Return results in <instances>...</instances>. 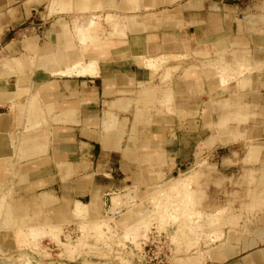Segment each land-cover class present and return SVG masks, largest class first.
Returning a JSON list of instances; mask_svg holds the SVG:
<instances>
[{"label": "crops", "instance_id": "0c3cea01", "mask_svg": "<svg viewBox=\"0 0 264 264\" xmlns=\"http://www.w3.org/2000/svg\"><path fill=\"white\" fill-rule=\"evenodd\" d=\"M115 2L120 20L107 14L103 28L71 15L113 0H0V219L11 229L65 225L77 202L116 218L131 206L113 213L111 194L140 204L227 145L232 131L214 124L264 123V0ZM161 56L177 68L146 66ZM257 132L246 161L264 172ZM28 251L38 255L6 261H36ZM203 253L179 260L264 264V221L225 229Z\"/></svg>", "mask_w": 264, "mask_h": 264}, {"label": "rangeland", "instance_id": "374dc122", "mask_svg": "<svg viewBox=\"0 0 264 264\" xmlns=\"http://www.w3.org/2000/svg\"><path fill=\"white\" fill-rule=\"evenodd\" d=\"M244 2L246 6L250 4L249 0H244ZM115 3L113 0V4L108 7L99 6L92 10L72 14L71 18L76 24L86 26L93 16H97L95 22L103 28L107 27L109 26L105 22L107 14L116 15L115 18L120 20L119 8ZM173 60L177 61L178 59L173 56H161L148 60L146 66L151 69L161 67L166 69ZM205 62L204 66L218 68L217 61L212 58ZM198 65L203 67V63ZM176 68L175 66L174 69ZM260 116L264 118V113ZM262 126L264 123L254 124L253 122L248 123V121L240 123L225 121L214 124L212 127L217 136L218 130L232 131L227 135V145L223 144L217 148L214 157L210 160L204 159L196 161L191 166L187 165L186 169H182L162 186L150 190L146 200L139 204L142 209L137 204L138 208L134 210L135 215L131 214L133 211H129L127 214V211L132 209L135 204L133 199L129 198L128 193L124 195L118 193L112 196L113 199L111 198L113 213H118L120 207L128 204L131 206L130 209H126L116 218L91 217L87 211H84L86 216L84 218L81 216L82 218L76 219L77 217L73 216L75 219L67 224L75 225L76 233L72 237L65 235V239L62 236L64 225H49L32 230L30 228L27 232V229H11L8 220L1 221L0 219V264L8 262L6 261L7 257L16 254L17 251L29 247L32 250L36 249L40 243L44 244L49 240L50 243H54L51 252L34 251L38 255L30 253V251L27 253L33 255L36 260L40 257L54 256L73 261V264H130L132 259L138 256L137 251L142 247V243L147 237H150L149 241L154 240V245L158 248L153 246L151 249L159 250L162 254L169 256L170 263L184 264L186 262L179 259L193 254L198 256V259L206 257L203 252L221 239L220 235H223L225 229L239 228L240 225L246 227L254 222L264 221V200L262 199L264 196V172L255 171L251 167L252 161H246L248 146L261 142L252 139V137L258 134L257 131ZM233 151L238 153L239 160H236L235 166L221 169L218 165H225L223 164L224 158L229 157ZM226 163L231 165L229 161ZM185 182L186 185L188 183V189L187 186H184L186 188L184 191H182L184 187L180 191L179 187L173 185L174 183H184L185 185ZM121 214L135 216V219H133L134 221L130 219V222H121V218L122 221L133 218L127 216L125 219ZM214 229L215 233H213ZM20 231L27 235L22 236ZM63 243L66 244V248ZM67 245L72 252L66 258ZM68 252L66 251L67 255ZM14 258L8 263L13 264L12 261L17 259L16 256ZM22 259L17 261L23 262L27 258L22 256Z\"/></svg>", "mask_w": 264, "mask_h": 264}, {"label": "built area", "instance_id": "2783aa9c", "mask_svg": "<svg viewBox=\"0 0 264 264\" xmlns=\"http://www.w3.org/2000/svg\"><path fill=\"white\" fill-rule=\"evenodd\" d=\"M75 225L73 224H66L62 227V232H63V238L65 239V235L67 236H74L76 233L75 231ZM150 237H147V239L142 243V247H140L139 251H137L136 257L132 259V262L130 264H169L170 262V257L162 254L159 250H152L151 247H156L153 241H149ZM49 240V239H48ZM54 243H50V240L47 241L44 244L38 245L36 249H33L34 251H42V252H51ZM156 249H158L156 247ZM24 262V261H23ZM22 261H14L13 264H27L23 263ZM73 261H69L66 259H59L58 257L50 256L47 258L40 257V259L30 262L29 264H73Z\"/></svg>", "mask_w": 264, "mask_h": 264}, {"label": "bare ground", "instance_id": "6f19581e", "mask_svg": "<svg viewBox=\"0 0 264 264\" xmlns=\"http://www.w3.org/2000/svg\"><path fill=\"white\" fill-rule=\"evenodd\" d=\"M174 68H175V66H171V65H169V66L166 67V69H168V70H169V69H174ZM216 69H217V68H216ZM217 70H219V69H217ZM231 73H232V71H231ZM234 73H235V72H234ZM237 73H238V72H237ZM226 79H227V78H226ZM226 79L224 78V80H226ZM244 116H245V115H244ZM173 185H174V187H175V185H176L177 188L179 187V188H180V191H181V188L184 187V186H187V189H188V183H187V185H186V182H185V185H184V183H183V184L174 183ZM171 187H173V186H171ZM174 187H173V189H175ZM177 188H176V190H177ZM185 189H186V188L184 187V189H182V191H184ZM177 191H178V190H177ZM178 192H179V191H178ZM166 193H167V192H166ZM116 194H118V193H113V194H111V198L113 199L112 196H114V195H116ZM156 194H158V193H156ZM154 197H155V196H154ZM156 197H158V196L156 195ZM151 199H152V197H151ZM154 199H156V198H154ZM150 202H151V200H150ZM154 204H155V203H154ZM140 206H141V205L138 204V207H140ZM138 207H137V204H134V205L132 206V209H130V210L127 211V214H129V211H133V213L131 212V214H132V215H135V214H134V213H135L134 210H135V208H138ZM141 207H142V206H141ZM141 207H140V209H142ZM0 208H2V207H0ZM138 210H139V209H138ZM84 211H85V206H84L82 203L77 202V203H75V207H74V210L72 211V215H73V216H76V217H77L76 219H78V217H81V216L84 218V216H85V215H84ZM190 211H191V210H190ZM137 212H138V211H137ZM197 213H198V212H197ZM123 214H124V213H123ZM123 214H121V215L123 216ZM127 214L125 215L126 217L123 216V218L126 219L127 216H130V215H127ZM132 215H131V216H132ZM131 216H130V217H131ZM82 217H81V218H82ZM85 217H86V216H85ZM119 217H120V216H119ZM132 217H133V218H129V220H128V219H126V220L124 219L125 221H122V218H121V222H127V221L130 222V219H132V220L135 219V216H132ZM197 217H198V216H197ZM73 219H75V218L73 217ZM132 220H131V221H132ZM118 221H119V219H118ZM133 221H134V220H133ZM89 223H90V222H89ZM186 223H187V221H186ZM97 224L99 225V223H97ZM100 224H101V223H100ZM102 227H103V225H102ZM216 227H217V226H216ZM219 227H220V226H219ZM213 228H215V227H213ZM217 228H218V227H217ZM217 228H215V229L217 230ZM29 229H30V228H29ZM32 229H33V228H31V230H32ZM215 229H214L213 233H215ZM34 230H35V229H34ZM42 230H43V229H42ZM55 230H56V229H55ZM29 231H30V230H29ZM52 231H53V230H52ZM20 232H21V231H20ZM27 232H28V229H27ZM23 233H24V232H23ZM216 233H217V232H216ZM21 234H22V232H21ZM21 234H20V235H21ZM24 234H25V233H24ZM24 234H22V236H23ZM30 234H31V233H30ZM25 235H27V233H26ZM28 235H29V234H28ZM213 235H214V234H213ZM30 236H31V235H30ZM174 236H175V235H174ZM218 236H219V234H218ZM220 236H222V235H220ZM24 237H25V236H24ZM31 237L33 238V236H31ZM206 237H207V236H206ZM214 237H215V236H214ZM173 238H174V237H173ZM208 238H209V237H208ZM215 238H216V237H215ZM188 241H189V240H188ZM210 242H212V241H210ZM186 243H187V242H186ZM63 244H64V243H63ZM65 245H66V244H64V247L66 248ZM61 246H62V245H61ZM67 246H68V245H67ZM67 248L69 249V252H68V249H67V250L65 249L66 258L69 257V255H71V252H72V251L70 252V248H69V246H68ZM66 251L69 253L68 255H67ZM43 258H44V257H43ZM46 258H47V257H46ZM8 262H9V261H8ZM8 262H2V264H9Z\"/></svg>", "mask_w": 264, "mask_h": 264}]
</instances>
